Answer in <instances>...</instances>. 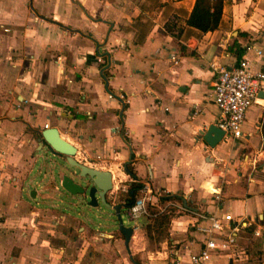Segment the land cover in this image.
I'll return each mask as SVG.
<instances>
[{
	"label": "crops",
	"instance_id": "0c3cea01",
	"mask_svg": "<svg viewBox=\"0 0 264 264\" xmlns=\"http://www.w3.org/2000/svg\"><path fill=\"white\" fill-rule=\"evenodd\" d=\"M193 2L0 0V264H132L144 249L143 225L131 224L126 250L115 221L94 222L62 200L51 169H33L45 127L74 160L109 172L106 199L119 213L123 182L180 196L152 201L185 210L144 253L147 264H188L200 246L197 211L247 222L235 233L238 258L212 254L209 264H264V100L246 109L241 138L213 148L197 138L218 118L210 62L258 67L246 48H264V0H223L206 32L185 24Z\"/></svg>",
	"mask_w": 264,
	"mask_h": 264
},
{
	"label": "built area",
	"instance_id": "2783aa9c",
	"mask_svg": "<svg viewBox=\"0 0 264 264\" xmlns=\"http://www.w3.org/2000/svg\"><path fill=\"white\" fill-rule=\"evenodd\" d=\"M246 49H252L259 59L258 67L251 69V62L240 58L235 65L226 67L215 62H210L209 67L214 73L211 90V102L218 111L215 122L217 128L222 130L221 141L235 140L242 137V124L246 109L257 100V92H264V48L250 45ZM100 61V58H97ZM128 185L120 183L116 190L126 192ZM134 202L127 207L126 216L131 224L137 218L148 215V207L153 206V200H158L164 192H154L147 184H142L137 191ZM214 199L218 200L216 193ZM171 204V203H169ZM178 209L185 210L179 203ZM247 222L243 219H232L229 214L218 216L214 212H194V220L190 223L193 230L201 235L200 246L197 251L188 255V264H209L212 254H223L227 257L238 258L239 250L236 244L235 233ZM255 236L261 233L259 229L253 231Z\"/></svg>",
	"mask_w": 264,
	"mask_h": 264
},
{
	"label": "water",
	"instance_id": "95a60500",
	"mask_svg": "<svg viewBox=\"0 0 264 264\" xmlns=\"http://www.w3.org/2000/svg\"><path fill=\"white\" fill-rule=\"evenodd\" d=\"M257 97L264 99V92L258 91ZM222 130L215 124H208L198 132V137L202 143L213 148L220 142ZM38 143L42 144L52 156H62L66 166L75 170H68L55 176L58 177V192L63 200L72 202L74 207H79L85 202L86 206L98 208V202L106 209L113 211L117 222V229L123 236V245L128 250L127 242L132 232L130 226L122 223L119 213V205H111L106 199V193L111 190L110 174L107 171L97 170L77 162L72 158L75 148L63 140L56 128L45 127L39 133ZM66 170V169H64ZM183 205L185 199L182 198Z\"/></svg>",
	"mask_w": 264,
	"mask_h": 264
},
{
	"label": "rangeland",
	"instance_id": "374dc122",
	"mask_svg": "<svg viewBox=\"0 0 264 264\" xmlns=\"http://www.w3.org/2000/svg\"><path fill=\"white\" fill-rule=\"evenodd\" d=\"M39 165H42V167L45 166L47 169H51L54 174H56L57 171H60V170L62 172H67L68 170L76 171V169L66 166L63 160L57 158L56 156H52L46 150L44 146L40 150L39 157L37 156L36 158V162L34 163L33 169L35 170ZM63 201L66 202L65 200ZM98 204H99L98 208H93V207L86 206L84 202L79 207H75V208L77 209L80 208L82 212H85L87 216L92 218L94 222L112 224L115 221V225H117V222L114 219L111 210L104 208L99 202ZM176 209L179 210L172 204H168L164 206V203L160 204L159 208L157 206L156 207L149 206L148 210H151L153 212H158L160 214L159 215L160 225L158 226H155L152 223L150 217H147V216H143L135 220L136 225L138 223H139V226L143 225L144 231H145V226L147 224H149L150 227H149V235L148 236L144 235V238L140 236L139 228L136 229V237H135V243L137 245L136 247L141 246V247H144V249L142 252L132 257L134 260L132 264H147L144 253L146 251H154L159 248L158 244L160 241H163V239L165 238L167 234V228L169 227L170 221L177 215ZM120 218L124 225L131 226V222L127 220V216L123 209L120 210ZM92 228L95 229L96 226L93 225Z\"/></svg>",
	"mask_w": 264,
	"mask_h": 264
},
{
	"label": "trees",
	"instance_id": "16d2710c",
	"mask_svg": "<svg viewBox=\"0 0 264 264\" xmlns=\"http://www.w3.org/2000/svg\"><path fill=\"white\" fill-rule=\"evenodd\" d=\"M223 0H194L192 8L185 20V24L197 29L200 32L211 31L215 29L220 20V15L222 11ZM239 57V54L238 56ZM240 59V58H239ZM238 59V60H239ZM237 60V61H238ZM259 132L261 135L262 146L264 147V112L262 119L259 123ZM126 171L130 173V171L126 168ZM142 184L132 182L128 184L127 191L121 192L122 199L124 201V206L129 207L135 200L137 191L141 188ZM180 201V196L175 194L164 193L159 195V202L166 201ZM158 212H153L148 210L147 217H150L152 223L155 226L160 225V218ZM149 224L145 226V233L149 235Z\"/></svg>",
	"mask_w": 264,
	"mask_h": 264
}]
</instances>
